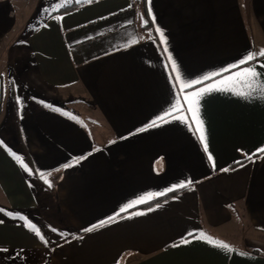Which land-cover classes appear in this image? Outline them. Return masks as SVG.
<instances>
[{
    "label": "crops",
    "instance_id": "obj_1",
    "mask_svg": "<svg viewBox=\"0 0 264 264\" xmlns=\"http://www.w3.org/2000/svg\"><path fill=\"white\" fill-rule=\"evenodd\" d=\"M261 49L264 0H0V264H264V75L200 100L207 152L182 113L148 127Z\"/></svg>",
    "mask_w": 264,
    "mask_h": 264
},
{
    "label": "snow or ice",
    "instance_id": "obj_2",
    "mask_svg": "<svg viewBox=\"0 0 264 264\" xmlns=\"http://www.w3.org/2000/svg\"><path fill=\"white\" fill-rule=\"evenodd\" d=\"M89 2H91V0H89ZM149 4H150V0H149ZM149 16L152 17V22L155 23V17L152 16V12H151L150 7H149ZM147 23H148V21L145 20L144 24L147 25ZM156 31L160 36L161 44L164 45V51L167 52V46H166L167 41L164 37L163 31L161 29H159V27H157ZM257 56L264 57V49H261L258 53H252V52L247 53L244 57L241 58L240 61H238L236 64L231 65L228 69H224L223 71H231V69L241 68L242 65L248 64L249 62L255 60L257 58ZM168 60L170 62L172 71L177 72L175 62L170 55L168 56ZM260 67H264V64H261ZM262 75H264V74L257 72L254 67L242 68L240 71H237V72L233 73V75H230L227 77V80L232 82L233 86H231V87L202 88V89H197V90L192 91V92H188L187 89L194 88L195 85L202 84L204 80L211 79V77L205 76L201 80H195V81H191V82L185 81L183 83L182 87L180 88V92L182 95L177 97L176 104H173L172 107L167 112H165L164 115L159 116V117H157L156 120L152 121L148 125V127L157 126V121L168 122L169 119L178 118L176 114L178 112L182 113V114H184V116H183L184 120L187 122H190L191 124L194 125V130L199 133V139L204 145V150L207 152L208 151V145H207V136H206V133L204 130V121L200 118V100L209 91H214V90L215 91H233L235 95H239L242 97L249 96V95H251L250 91H235V86L236 85H239L241 87L246 86L249 89H254L257 81L259 80V78ZM175 78L178 81L180 79L179 76H177ZM224 83H225L224 80H221L219 82L220 85H223ZM261 87L264 88V84H261ZM2 143L3 142L0 141V144H2ZM257 151L259 153H264V148H260ZM13 155H15V154L13 153ZM16 158L18 160L20 159V157H16ZM208 159H209V161H213V157L211 154L208 155ZM67 166H69V165H66L65 167H67ZM225 171H226V169H225ZM45 182L48 183L47 180H45ZM185 186L186 185L182 183V184H178V185L174 186V188H183ZM174 188H170L167 191L171 192L174 190ZM165 194L166 193H158L157 195H165ZM143 202H145V198H141L140 200H137L135 203L138 204V203H143ZM134 206H135L134 203H129L124 208H121L120 212H125ZM0 211H3V210L0 209ZM19 218L22 220L25 219V217H23V216H20ZM110 219H112V218H110ZM89 230H91V229H89ZM188 235L192 236L194 239L198 238L197 236H194L192 233H189ZM199 237H205V234L203 232H201V233H199ZM183 242L189 243L190 240L184 239ZM208 242L214 243L211 239H208ZM216 243L219 247H221L225 250L231 251V248L228 244L223 243V242H216ZM174 246H178V245H174Z\"/></svg>",
    "mask_w": 264,
    "mask_h": 264
},
{
    "label": "rangeland",
    "instance_id": "obj_3",
    "mask_svg": "<svg viewBox=\"0 0 264 264\" xmlns=\"http://www.w3.org/2000/svg\"><path fill=\"white\" fill-rule=\"evenodd\" d=\"M17 4V12L23 18V13L28 12L29 14L32 13V9L34 5L36 4L37 0H14ZM55 6L51 5V9H53ZM45 8H50V6H45ZM9 64L8 61H5L3 64H1L0 72H2L3 69H5L6 65ZM62 108V107H60ZM48 230V228H47Z\"/></svg>",
    "mask_w": 264,
    "mask_h": 264
},
{
    "label": "trees",
    "instance_id": "obj_4",
    "mask_svg": "<svg viewBox=\"0 0 264 264\" xmlns=\"http://www.w3.org/2000/svg\"><path fill=\"white\" fill-rule=\"evenodd\" d=\"M138 1H140V0H138ZM79 5H80V3H78V2L77 3H69V4L65 3L64 5H62L58 9H56L55 13H58L59 14V13H62V12H67V11L72 10L73 8H75V7L79 6ZM143 8H145V7L143 6ZM43 12H44L43 14H45V11L44 10H43ZM52 13H50V15H52ZM158 199H160V198L159 197H156V198L152 199L151 200V203L154 202V201H157Z\"/></svg>",
    "mask_w": 264,
    "mask_h": 264
}]
</instances>
